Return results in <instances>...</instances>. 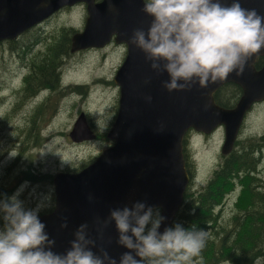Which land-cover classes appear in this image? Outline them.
Segmentation results:
<instances>
[{
	"label": "water",
	"instance_id": "1",
	"mask_svg": "<svg viewBox=\"0 0 264 264\" xmlns=\"http://www.w3.org/2000/svg\"><path fill=\"white\" fill-rule=\"evenodd\" d=\"M78 2L87 4L88 16L84 29L72 35L71 52L102 48L112 39L127 46L114 77L120 92L117 115L108 132L114 143L81 170L58 172L55 207L39 218L55 240L54 252L64 253L76 230L87 224L88 236L96 242L92 250L97 255L101 249L107 251L119 264L120 256L129 250L117 243L115 222L106 227L103 224L111 210L145 202L166 217L161 232L172 224L190 182L184 156L186 133L194 129L209 134L222 125V151L228 154L233 149L248 111L255 103L264 101V65L256 66L264 49L248 60L241 76L232 73L207 89L196 85L191 91L169 93L162 87L167 73L157 75L144 54L130 43L133 30H146L152 19L142 11L144 0H50L51 9L43 15L39 11L38 17L28 14L27 9L24 13L25 3L5 0L0 3V39L16 37L48 14ZM221 2L231 4L232 0ZM240 3L264 16V0ZM228 83L242 89L232 107L221 106L215 98L217 91ZM148 96L152 97L150 102ZM161 127L163 131H157ZM70 136L77 142L96 137L85 112L78 116ZM64 223L66 228L61 226Z\"/></svg>",
	"mask_w": 264,
	"mask_h": 264
},
{
	"label": "clouds",
	"instance_id": "2",
	"mask_svg": "<svg viewBox=\"0 0 264 264\" xmlns=\"http://www.w3.org/2000/svg\"><path fill=\"white\" fill-rule=\"evenodd\" d=\"M142 11L151 22L146 30L134 29L130 43L157 75L167 73L162 87L169 93L191 91L196 85L207 89L232 73L241 76L248 60L264 49V16L242 7L240 0H144ZM20 191L0 199V264H117L107 251L97 255L92 250L96 242L88 236L87 224L76 230L64 253L54 252L55 240L39 218L43 205L26 209ZM165 220L145 202L112 209L103 224L114 221L117 243L129 250L119 264H191L208 233L179 223L161 232Z\"/></svg>",
	"mask_w": 264,
	"mask_h": 264
},
{
	"label": "rangeland",
	"instance_id": "3",
	"mask_svg": "<svg viewBox=\"0 0 264 264\" xmlns=\"http://www.w3.org/2000/svg\"><path fill=\"white\" fill-rule=\"evenodd\" d=\"M85 15L84 7H74L58 14L48 25L56 29L57 35L59 34L57 30L62 27L82 31L85 25ZM41 46L33 45V50ZM126 50L125 44H118L114 40L102 48H88L76 52L70 50L71 54L66 58L61 72L63 87L66 86L65 94L59 98L58 95L54 100L55 111L48 114L39 137L37 136V139L24 152H22V142L20 145L16 144L18 135L15 128L22 129L25 126L30 110L37 105L34 103L37 100H26L24 107H21L18 112L14 113L11 120L2 125L3 117L14 111L13 107L17 102L15 92L20 87L17 86L26 71L20 62L17 50L9 47L0 50V189L12 190L17 186L14 187L16 180L5 174L8 165L20 156L19 169L14 175L31 166L32 171L38 176V180L24 182L18 188V190L22 189L18 198L23 201L26 209H35L38 205H43L39 215L43 212L49 213V210H53L56 204L54 193L55 177L58 172L81 169L84 164H89L93 158L97 157L104 148L114 143V140L108 137V132L117 115L116 107L119 100V87L114 77L124 60ZM41 90L39 101L47 95L46 91ZM81 112H85L96 137L77 142L71 138L70 132ZM243 124L242 133L244 134L253 133L251 136H259L264 133V101L256 104L252 111H248ZM197 133L199 132L193 130L185 137L188 139L186 149L188 160L194 173L191 176L188 190L195 195L202 192L199 190L207 185L211 176L217 171L216 169L220 168L222 157L227 156V163L228 156L234 151L241 152L239 149L242 146L240 143L234 144L233 149L228 154H224L222 151L225 139L224 128L216 129L209 134L203 133L205 135H197ZM99 136L102 138L99 139ZM240 139H243L242 135L238 137V140ZM186 150L184 141V153ZM259 156H263L260 162L257 161ZM253 158V162L246 161L240 166L244 174L240 178L236 176V181L242 186L237 190L239 185L235 183L234 189L238 193L248 191L245 206H237L239 199L236 191L225 195L222 202L213 208V220L206 225L208 229H203L210 233L211 237L219 240L223 237L222 228L233 229L236 222L230 225L232 219L241 220L246 212L245 207H250L251 210L257 212L261 211L257 199L264 193V190L253 184L257 182L254 176L255 169L259 179L262 180L264 177L262 172L264 170V150L253 154ZM45 174L53 175V178L44 179ZM232 183L233 180L229 185ZM252 189L253 191H249ZM46 210L48 211L45 212ZM260 214L259 216H262V213ZM221 223L224 224L223 227L219 226ZM3 224L4 221L0 217V228ZM262 262V259H258L256 264H262Z\"/></svg>",
	"mask_w": 264,
	"mask_h": 264
},
{
	"label": "trees",
	"instance_id": "4",
	"mask_svg": "<svg viewBox=\"0 0 264 264\" xmlns=\"http://www.w3.org/2000/svg\"><path fill=\"white\" fill-rule=\"evenodd\" d=\"M57 31L59 34L57 36L56 48L40 52L38 55V59L43 62L34 66L35 73L33 74L31 86L33 90L37 88L38 92L45 86L53 84L57 87L59 98L63 95L64 91L61 81L62 67L65 64L66 58L71 54V36L75 32V29L62 27ZM263 65L264 55H261L256 61V66L261 68ZM241 93L242 89L237 84H225L215 94L216 102L224 107H232L239 99ZM28 98L25 97L23 100L26 101ZM23 100H20L17 95V102L13 107L14 111L3 118V123L13 118L14 113L18 112L21 108ZM50 107H52V111H55V103L50 105L48 100L45 99L36 108L35 112L37 111V113L31 116L30 124L25 125L22 129L20 127L15 128V132L18 135L16 143L20 145V142H22V152L31 146L33 141L37 139V136L39 137L40 128L43 127L47 120ZM116 108H118V105ZM260 141L258 143L254 138H248L245 141L243 139L237 140L236 144L240 143L242 145L241 149H239L241 152L234 151L228 156L226 167L214 172L207 185L202 189V192L195 195L191 191H185L183 203L171 226L179 223L185 228H191L194 225L198 229H208L206 225L213 220V208L222 202L227 193L231 192L229 190L235 188V182L230 185L229 183L232 181L233 176L240 178L244 174L240 166L246 161L251 162L254 160L253 154L255 153H251L254 151L252 149L257 146L264 147V135L260 138ZM187 144L188 139H185L186 149ZM185 156L188 158L187 150ZM96 158H93L90 163ZM18 160H20V156L11 164L10 168L12 172L18 164ZM86 165L88 163L84 164L83 167ZM189 168L190 175L193 176L194 173L190 163ZM78 170L80 169H71L68 171L76 172ZM218 176L221 177L220 183L214 186V180ZM43 178L51 180L53 175L45 174ZM18 179L38 180V176L32 171L31 166H28L26 170H21ZM247 195L248 191L241 192L237 203L238 207L245 206ZM262 198L264 199V195ZM257 202L261 207V211L257 212L251 210L250 207H245L246 212L242 215V219L234 218L236 224L233 229L228 230L227 228H222L223 237H220L219 240L211 237L209 233L205 246L198 256L192 258L191 264H256L258 259H262V264H264V201L258 200ZM260 213H262V216H259L261 215Z\"/></svg>",
	"mask_w": 264,
	"mask_h": 264
},
{
	"label": "flooded vegetation",
	"instance_id": "5",
	"mask_svg": "<svg viewBox=\"0 0 264 264\" xmlns=\"http://www.w3.org/2000/svg\"><path fill=\"white\" fill-rule=\"evenodd\" d=\"M3 1H5V0H0V3H2ZM19 1L21 3H25V8H24L25 11H24V13L26 12V9H27L28 14L32 15L33 17L34 16L35 17L41 16V15L47 13V11H49V9H51L50 0H43L42 4H38L42 0H33L34 2L32 0H19ZM27 1H28V3H27ZM96 1H101V0H96ZM14 4H15V2H14ZM26 4H28V7L26 6ZM78 6L84 7V11H86V15H85V18H86L88 16L87 4L84 3V2H78V3L74 4L73 6H65V7L61 8L60 10H57L55 12H52V13L48 14L42 21H40L37 24H34L33 26H31L28 29L24 30L16 38L0 39V50L1 49H4L6 47H9V48H11L13 50H17V54H18V56L20 58V62L22 63L23 68L26 71L23 74L22 78H21V82L17 86V87H19V86L20 87L16 90V92H15L16 95L19 96V99L20 100H23L25 97H29L27 100H33V99L37 100V101L34 102L37 105H35L34 108L30 110V114L28 115V120H27V122H25V125L30 124L31 116L37 113V111L35 112L36 108L45 99H47L48 102H49V104L52 105V103H54V100L57 99V96H58L57 87L54 86L53 84L52 85H48V86H45L43 88V91H46L47 92V95L45 97L43 96V99L41 101H39L40 100L39 94H40V92L42 90H39L37 92V88H35L33 90L32 89V86H31L32 85V80H33V74L35 73L34 66H37L38 64H40L41 62H43L40 59H38L39 53L40 52L47 51L49 49L52 50V49L56 48V42H57V36L58 35H57V32L55 31L56 29L54 30L53 27H50L48 25V23L52 19H54L58 14L64 12L65 10L72 9V8L78 7ZM33 45H42V46L39 47L36 50H33ZM35 51H37V52H35ZM126 52H127V50H126ZM63 86L64 85H62V87ZM65 87H63L64 88L63 95L65 94ZM25 104H26V102L23 100V102L21 104V107H24ZM256 104H259V103H255L253 105L252 110L254 109V106ZM51 111H52V107L49 108L48 112H51ZM3 121L4 120L2 119V125L4 123L6 124V122L3 123ZM43 128L44 127L40 128V130L41 129L43 130ZM220 128H224V127L223 126H219L217 129H220ZM243 128H244V126H243ZM188 132L189 133L190 132H193V129L189 130ZM224 132H225V129H224ZM242 132H243V129H241V132H240V134H239L238 137H240V135H242L243 136V140L244 139H248V138H251V139L254 138V140L257 141L258 143L261 142L260 141V138L264 135V133H263V134H260L259 136H257V135L251 136V134H253V133H246V134H244ZM197 135H205V134H203V133H197ZM101 138L102 137L99 136V139H101ZM224 141H225V139H224ZM16 144L19 145V143H16ZM223 144H224V142H223ZM185 150H186V148H185ZM252 150H254V151H252L251 153H257V152H260V151L264 150V147L263 146L262 147H258L257 146V147H254ZM226 157H227L226 155H224L222 157L223 160H222V163H220V168L219 169H223L224 167H226V165H227V163H226ZM262 157L263 156H259L258 159H257V161L260 162V160L262 159ZM19 162H20V160L18 161V164H17L16 168L13 170V172H12V169L10 168V165H8V167L6 169L7 170V173L5 174L8 177L12 176L16 180V183L14 182L15 183L14 184V187L16 185L17 186L14 189H12V190H9V189H0V191H6V192H1L0 193V199L5 198L6 196L7 197H11L13 194L16 193V191L18 190V188L24 182L36 181L35 179L34 180H30V179H22V180H20V179H18V175L20 173H18L17 175H14L15 174V171L17 169H19ZM189 163L190 162H189L188 158H186V165H187V168H188V172L190 171ZM219 169H216V170H219ZM262 172L264 173V170ZM189 174H190V172H189ZM254 176L257 179V182H255L253 185L254 186H257L258 188H261V189L264 190V177H262V180L259 179L257 177V175H256V169L254 171ZM220 179H221V177L218 176L214 180L213 185L214 186L218 185L220 183ZM232 180H233V183L235 182L240 187L242 186V185H240L236 181L237 180L236 177L233 176L232 177ZM8 191H13L10 196H8ZM187 191H191V190H188V188H187ZM199 191H202V190L200 189ZM233 191H235V189H233L231 192H233ZM249 191H253V189L252 190H249ZM236 195H237V197L239 199V197L241 196V191H239V193L237 192ZM263 195H264V193L257 199V201L258 200L264 201V199L262 198ZM234 221H235V219L233 218L232 221H231V223H230V225H232L234 223ZM223 225H224L223 223L219 224L220 227H223Z\"/></svg>",
	"mask_w": 264,
	"mask_h": 264
},
{
	"label": "bare ground",
	"instance_id": "6",
	"mask_svg": "<svg viewBox=\"0 0 264 264\" xmlns=\"http://www.w3.org/2000/svg\"><path fill=\"white\" fill-rule=\"evenodd\" d=\"M14 6V5H13ZM113 40V39H112ZM110 44V43H109ZM108 45V44H107ZM107 45H105L104 47H106Z\"/></svg>",
	"mask_w": 264,
	"mask_h": 264
}]
</instances>
